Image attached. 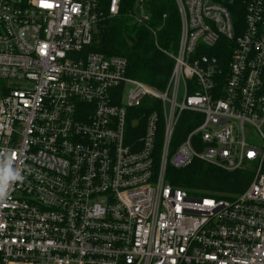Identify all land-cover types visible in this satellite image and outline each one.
<instances>
[{
	"label": "built area",
	"instance_id": "2783aa9c",
	"mask_svg": "<svg viewBox=\"0 0 264 264\" xmlns=\"http://www.w3.org/2000/svg\"><path fill=\"white\" fill-rule=\"evenodd\" d=\"M101 1L0 0V169L24 177L0 264H264V0H175L164 91L86 52ZM195 161L252 181L232 199L167 181Z\"/></svg>",
	"mask_w": 264,
	"mask_h": 264
},
{
	"label": "trees",
	"instance_id": "16d2710c",
	"mask_svg": "<svg viewBox=\"0 0 264 264\" xmlns=\"http://www.w3.org/2000/svg\"><path fill=\"white\" fill-rule=\"evenodd\" d=\"M142 1L149 20L139 23L131 14L139 12L140 0H121L119 15L115 17L108 14L110 0H102L105 18L97 26L93 43L86 52L124 58L128 62L127 75L130 78L164 91L174 68L170 54L178 50L180 14L175 0ZM9 90L7 82L0 80V97ZM167 181L195 197L232 199L248 188L252 176L247 170L226 172L195 161L186 169L169 168Z\"/></svg>",
	"mask_w": 264,
	"mask_h": 264
},
{
	"label": "clouds",
	"instance_id": "9594fccd",
	"mask_svg": "<svg viewBox=\"0 0 264 264\" xmlns=\"http://www.w3.org/2000/svg\"><path fill=\"white\" fill-rule=\"evenodd\" d=\"M3 169H0V201L4 200L8 194L9 181H22L24 177L11 168V159Z\"/></svg>",
	"mask_w": 264,
	"mask_h": 264
},
{
	"label": "rangeland",
	"instance_id": "374dc122",
	"mask_svg": "<svg viewBox=\"0 0 264 264\" xmlns=\"http://www.w3.org/2000/svg\"><path fill=\"white\" fill-rule=\"evenodd\" d=\"M140 4H141V3L139 2V6H140ZM143 10H145V9H142V11H143ZM142 11H141V13H142Z\"/></svg>",
	"mask_w": 264,
	"mask_h": 264
}]
</instances>
